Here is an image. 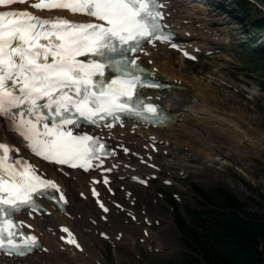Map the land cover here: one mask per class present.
I'll return each mask as SVG.
<instances>
[{"label": "snow or ice", "instance_id": "1", "mask_svg": "<svg viewBox=\"0 0 264 264\" xmlns=\"http://www.w3.org/2000/svg\"><path fill=\"white\" fill-rule=\"evenodd\" d=\"M26 2L0 0V6ZM30 7L68 10L102 23L0 11V118L5 119L6 130L26 141L36 156L87 171L98 155L114 153L107 152L99 138L73 135L68 126L78 127L81 118L99 126L109 117L119 121L121 114L144 120L160 116L158 108L135 91L145 86L141 80L145 70L131 54L143 51L145 43L169 41L170 34L162 32L160 23L164 5L161 0H39ZM105 69L119 75L106 80ZM18 152L0 141V251L25 256L40 246L34 236L28 237L24 249L14 242L12 216L26 209L37 211L41 197L57 199L47 190L60 189L41 178ZM59 201L67 203L62 192ZM67 243L80 248L74 237Z\"/></svg>", "mask_w": 264, "mask_h": 264}, {"label": "bare ground", "instance_id": "2", "mask_svg": "<svg viewBox=\"0 0 264 264\" xmlns=\"http://www.w3.org/2000/svg\"><path fill=\"white\" fill-rule=\"evenodd\" d=\"M163 2L165 22L177 34L181 56L206 50L204 41L211 37L209 31L205 30L206 16L200 8L201 3L195 0ZM138 61L153 72L154 78L172 84L167 89L149 93L152 96L151 101L162 105L166 116L165 125L154 127L132 119L105 128L101 135L108 140L115 154L106 160L104 165L98 166V162L91 168V179L82 177L78 170L73 172L77 181L82 184L83 197L86 200L92 199L105 217L96 216L85 204L76 202L73 192L69 190L67 178L62 173L63 168L57 169L55 165L40 162L32 157L27 144L19 135L7 131L6 121L0 118V139L19 146L24 154L29 155L34 166L58 185L60 193H63L68 202L65 210H59L49 204L46 213L20 215L19 220L27 232L35 233L40 238L41 247L26 257L9 258L2 255L0 264H105L104 257L94 245L95 241L101 242L102 235L113 243H125L135 250L139 242L150 245L155 241L157 246L163 247L160 231H157L159 234L152 232L150 225H145L140 215H136L132 209L123 207L133 216L134 222L114 223L110 220L99 207V203H106L110 213L112 207L107 202L113 198L105 193L93 195L90 186L94 184V180L103 179L105 174L112 175L115 180L109 184V188L115 191L114 195L124 194L129 201H137L145 209H154L153 207L159 206L157 201L154 199V205L150 203L141 187L147 189L148 195L154 194V189L149 185L145 188L138 180L148 181L152 177L151 174L145 173L140 164L155 168L169 165L166 159L158 157L157 152L160 149H173L171 153L176 155L181 167L184 165L183 159L179 157L180 153L195 161L198 160L195 152L218 147L217 158L205 160L204 163H208L214 160L225 162L222 159L232 158L231 154L240 156L244 151L257 150V144L264 139V131H259L260 129L241 115L230 114L221 109L217 103V87L212 80L191 76L189 70L177 66L172 60V51L166 44L156 41L147 43L139 53ZM245 127L254 131L257 136L252 137L253 134H249ZM217 139L220 145L216 144ZM187 150L188 152H185ZM102 170L106 173H100ZM148 222L151 224L152 219H148ZM172 222V218L167 221L169 224ZM63 227L68 228L80 248L77 249L66 242L68 235L61 231Z\"/></svg>", "mask_w": 264, "mask_h": 264}, {"label": "rangeland", "instance_id": "3", "mask_svg": "<svg viewBox=\"0 0 264 264\" xmlns=\"http://www.w3.org/2000/svg\"><path fill=\"white\" fill-rule=\"evenodd\" d=\"M195 1L201 3L200 8L206 16L205 30L209 31L211 39L204 41L206 50L197 53V61L183 59L180 54L171 50L173 62L189 70L191 76L212 80L217 87V103L221 109L230 114L241 115L260 129L259 131H264V67L252 64L255 57L245 47L247 36L255 38L253 35H257L251 20L259 14L264 16L262 9L264 0L244 2L248 10L238 8L237 0ZM261 37L263 39L260 44L263 45L264 35H257L254 41L260 42ZM245 128L249 134H253L252 137L257 136L254 131ZM215 142L217 145L221 144L218 139ZM257 147L255 152L244 151L240 156L231 154L232 158L222 159L225 162L214 160L204 163L209 158H217L218 147L201 150L200 153H205L203 155L195 152L198 159L195 161L180 153L179 157L183 159L184 167L178 164L176 155L172 154L173 149H160L157 152L158 157L166 159L169 162L168 166L163 165L154 169L149 165L140 164L145 173L152 175L149 186L154 189V194L148 195L147 189L143 187L141 190L150 203L154 205V199L157 201L158 208L145 209L137 201H129L124 194L113 195L104 188L103 192L113 198L109 201L112 211L106 213L110 220L114 223L134 222L133 216L123 207L132 209L136 215H140L145 225H150L152 232L160 231L159 237L163 242V247L157 246L155 241L151 242L152 245L139 242L135 250L125 243H113L102 237L101 242L95 241L94 245L99 250L98 253L104 257L105 264H182L188 250L175 220L180 214L192 223L191 210L205 209L203 201L194 192L195 186L207 191L220 187L227 188L241 197L250 209L264 213V139ZM64 171L66 172L62 173L67 178L74 200L85 204L96 216L103 217L95 202L83 197L82 184L80 185L73 175L74 171ZM81 175L91 179L88 173L82 172ZM84 185L87 186L86 183ZM170 218L173 220L171 224L167 223ZM148 219H152L151 224Z\"/></svg>", "mask_w": 264, "mask_h": 264}, {"label": "trees", "instance_id": "4", "mask_svg": "<svg viewBox=\"0 0 264 264\" xmlns=\"http://www.w3.org/2000/svg\"><path fill=\"white\" fill-rule=\"evenodd\" d=\"M244 2L237 0L236 5L248 10ZM251 25L258 36L264 35V16H254ZM255 38L248 35L245 47L255 57L252 64L264 67L263 37L260 42ZM194 192L205 209L191 210L192 223L180 214L175 220L188 250L182 264H264V213L250 209L227 188L207 191L195 186Z\"/></svg>", "mask_w": 264, "mask_h": 264}, {"label": "water", "instance_id": "5", "mask_svg": "<svg viewBox=\"0 0 264 264\" xmlns=\"http://www.w3.org/2000/svg\"><path fill=\"white\" fill-rule=\"evenodd\" d=\"M250 1L254 2V0H250ZM262 9L264 10V7H262Z\"/></svg>", "mask_w": 264, "mask_h": 264}]
</instances>
